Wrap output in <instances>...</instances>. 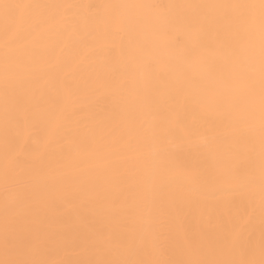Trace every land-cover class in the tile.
<instances>
[{
    "label": "snow or ice",
    "instance_id": "1",
    "mask_svg": "<svg viewBox=\"0 0 264 264\" xmlns=\"http://www.w3.org/2000/svg\"><path fill=\"white\" fill-rule=\"evenodd\" d=\"M37 124L59 159L18 146ZM0 139V264H264V0H0ZM67 196L118 230L51 255Z\"/></svg>",
    "mask_w": 264,
    "mask_h": 264
},
{
    "label": "bare ground",
    "instance_id": "2",
    "mask_svg": "<svg viewBox=\"0 0 264 264\" xmlns=\"http://www.w3.org/2000/svg\"><path fill=\"white\" fill-rule=\"evenodd\" d=\"M65 2L103 5L112 2H124V0H65ZM146 2L167 4L182 3L185 0H146ZM177 39L182 38L178 37ZM205 42L209 46H212L214 43L213 37L207 35ZM100 106L104 107L105 102L101 101ZM185 121L188 125H192L193 121L190 113L186 115ZM199 131L201 136L198 140L185 144L183 149L177 152V157L174 161L177 169L185 166L197 167L203 164L206 151L203 147V141L205 139L206 129L201 126ZM49 135V130L45 125L37 124L18 138V146L24 149L26 153L44 156L53 161L57 160L60 156L59 150L67 145L69 133L67 130L61 131L55 135L51 145L48 144ZM2 153L3 142L0 139V156H2ZM36 163L38 164V161ZM87 166L89 168H95V161H88ZM139 178L138 176L137 179ZM2 200L3 190L2 186H0V230H2L3 224ZM39 215L44 221L43 227L51 234L47 249L51 255H57L60 247L65 242H71L80 236H95L110 230H118V226L110 221L107 214L102 213L91 204H85L81 198L76 196H67L50 201L47 206L39 210ZM183 223L193 230L196 228L195 220Z\"/></svg>",
    "mask_w": 264,
    "mask_h": 264
}]
</instances>
